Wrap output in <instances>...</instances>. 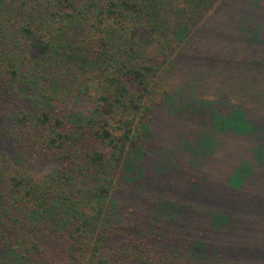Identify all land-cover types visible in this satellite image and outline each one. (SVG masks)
<instances>
[{
    "label": "trees",
    "instance_id": "1",
    "mask_svg": "<svg viewBox=\"0 0 264 264\" xmlns=\"http://www.w3.org/2000/svg\"><path fill=\"white\" fill-rule=\"evenodd\" d=\"M221 3L0 0V264H191L131 184L151 111ZM259 62L245 85L264 100Z\"/></svg>",
    "mask_w": 264,
    "mask_h": 264
},
{
    "label": "rangeland",
    "instance_id": "2",
    "mask_svg": "<svg viewBox=\"0 0 264 264\" xmlns=\"http://www.w3.org/2000/svg\"><path fill=\"white\" fill-rule=\"evenodd\" d=\"M252 1L222 0L196 27L151 111L148 155L131 184L180 252L195 250L191 264H264V100L245 85L264 60V0ZM51 245L48 259L63 263L67 246Z\"/></svg>",
    "mask_w": 264,
    "mask_h": 264
}]
</instances>
